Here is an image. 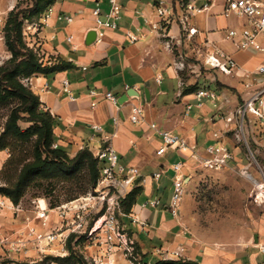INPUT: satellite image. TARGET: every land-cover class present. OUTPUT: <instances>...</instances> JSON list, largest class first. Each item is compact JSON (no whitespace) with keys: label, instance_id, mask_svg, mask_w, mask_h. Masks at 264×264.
Segmentation results:
<instances>
[{"label":"crops","instance_id":"0c3cea01","mask_svg":"<svg viewBox=\"0 0 264 264\" xmlns=\"http://www.w3.org/2000/svg\"><path fill=\"white\" fill-rule=\"evenodd\" d=\"M162 1L174 11L165 31L152 26L160 18L157 4L150 0H117L121 10L118 29L97 25L93 16L95 0H55L49 17L41 19V47L48 57L69 61L73 68L49 76L35 75L29 81L42 108L56 119L54 133L58 146L76 156L84 148L97 155L111 145L118 152L121 164L140 170L134 188L140 186L143 190L125 217L129 218L130 228L137 232L133 240L145 256L156 254L160 246L185 248L178 218L168 211L173 175L170 165L184 159L173 150L157 155L161 138L150 124L184 137L201 153L217 142L232 149L233 139L227 133L233 129L242 105L239 99L242 103L247 99V85L255 90L262 81V77L246 75L264 65V53L242 50L227 38L229 30L240 28L244 22L235 16H225L226 0H197L199 6L209 3L210 8L189 18V28L196 29L192 35L181 23L186 12L180 4L182 1ZM255 1L264 4V0ZM109 9L110 0H101L102 20H106ZM60 16H72L73 22L68 23ZM91 29L98 30L99 37L94 45L87 46L85 37ZM70 36L79 46L76 51L68 41ZM131 36L138 41L132 42ZM216 51L234 59L240 70L225 75L207 65V56ZM189 58H195V62ZM182 64L184 68L180 69ZM65 80L70 84L68 93L64 90ZM200 89L216 92L217 99L205 98L199 105L196 93ZM131 90L137 97L127 96V101L120 104L119 100L124 101ZM109 92L118 98V103L105 99ZM135 105L144 108V119L138 124L130 120ZM94 126H100L102 131ZM260 131L259 127L258 135ZM233 152L236 160L232 163L237 162V153ZM184 162L188 186L194 183L190 172L197 169L192 160ZM158 172L162 175L157 180L153 175ZM153 199H160L161 206L142 208L143 202ZM132 218L137 222H132ZM255 235L258 243L254 242ZM263 246L264 211H260L254 215L239 250L223 256L221 251L196 247L198 250L188 260L199 264H264V252L260 250Z\"/></svg>","mask_w":264,"mask_h":264},{"label":"built area","instance_id":"2783aa9c","mask_svg":"<svg viewBox=\"0 0 264 264\" xmlns=\"http://www.w3.org/2000/svg\"><path fill=\"white\" fill-rule=\"evenodd\" d=\"M157 4L158 17L160 21L152 26L155 30L165 31L170 19L174 16V11L164 6L162 0H150ZM182 8H186L181 23L185 31L190 35L196 33L195 28H189V18L193 13L208 10L209 3H203L201 6L197 4V0H180ZM187 1V2H185ZM52 9L45 14L46 18ZM101 0H95V8L93 16L96 18L97 25L102 28L118 29V21L121 19V10L117 0H110V9L106 15V20L101 18ZM225 16H235L244 23L240 28H233L228 31L227 38L242 50H253L258 53H264V4L255 0H226ZM68 23L73 22V17H63ZM165 23V25H163ZM132 42L138 41L137 37H130ZM68 41L72 43L73 50H78L79 46L75 44L74 37L70 36ZM168 42V47L171 48ZM207 65L213 69H218L225 75H231L235 71L240 70L237 62L221 51L209 54L206 58ZM184 68V64L179 66ZM247 77H262L260 85L255 90H250L251 85H247V99L237 111V116L245 121L246 117L252 116L259 123L261 131L259 136L263 138L264 146V65H261L255 72L249 73ZM263 82V83H261ZM65 92H69V81H63ZM128 89V87H127ZM96 96L95 92L91 93ZM105 99L118 103V98L112 93L104 95ZM199 105L203 104V99H217V94L209 89H200L196 93ZM95 105V104H94ZM191 106L188 107V110ZM144 108L142 105H135L132 109L131 122L138 124L143 121ZM232 121V119H229ZM256 122V123H257ZM150 127L159 134L161 145L157 150V155L162 156L168 150L178 152L184 161L192 160L195 169H205L218 171L229 166L236 160L235 153L224 143H215L206 147L204 153L197 150L196 146H192L184 137L177 135L171 131L159 129L155 123ZM97 131H102L100 126H94ZM56 147V145L54 146ZM100 161V177L96 187L87 196L81 197L74 201L51 206L50 203L42 198L34 200V207L30 214H24L20 205H15L4 195L0 194V214L5 211L12 210L13 215H24V219L18 223L14 231L10 233L0 234V254L4 256L24 257L25 259H33L30 264L40 262L49 256L62 257L68 256V241L73 236L85 234L88 230L86 223V211L88 208L97 209L102 216L95 222L94 226L89 230V236L97 234L99 230L104 234L105 243L112 247H119L120 244L129 256L135 253V241L125 233L124 225L120 220L124 213L123 201L128 193L136 186V180L141 176L140 170L136 167H130L120 163V156L115 148L108 145L102 148L96 155ZM183 160L174 162L170 165L173 173L172 194L168 204V211L174 218H179L181 206L186 194V177L183 169L186 162ZM260 179H256L252 174L245 171L247 177L254 183L252 199L256 204L264 203V168L259 167ZM162 173L158 172L153 178L160 179ZM145 182V180H143ZM142 208H158L161 206L160 199L147 200L142 203ZM90 212V211H89ZM23 213V214H21ZM132 222L136 223V218H132ZM100 224V225H98ZM106 233V234H105ZM100 242V244H102ZM264 252V246L260 248ZM112 249H106L111 252ZM34 252V255L30 253Z\"/></svg>","mask_w":264,"mask_h":264},{"label":"rangeland","instance_id":"374dc122","mask_svg":"<svg viewBox=\"0 0 264 264\" xmlns=\"http://www.w3.org/2000/svg\"><path fill=\"white\" fill-rule=\"evenodd\" d=\"M34 2L35 0H0V67L12 59V54L6 46L5 36L7 20L13 10L20 12L23 43L38 55L44 65L50 66L57 62L54 57H48L41 47L39 32L43 26L41 19L45 14L29 18V9ZM189 61L195 62V58H189ZM32 77L20 81L31 88L29 81ZM239 101L243 104L240 99ZM10 110L11 106L0 105V137L6 129ZM256 122L252 116L246 117L245 121L236 116L233 129L227 133V136L233 139L231 145L237 153V162L230 163L228 167L218 171L203 169L190 172L194 183L186 187L181 213L177 219L185 248L177 246L176 249H172L160 246L159 249L156 248V254L145 256L142 248L135 242V253L129 256L122 244L119 247L107 245L101 230L92 237L89 236L90 228L102 216L97 209L91 211V207L86 211L88 215L85 221L88 223V230L85 234L69 239L67 257L49 256L33 264H79V257H82L86 264H156L166 259L188 260L194 256L195 249L205 247L221 251L223 256L236 252L243 246L254 215L264 211V204L258 205L253 201L254 183L245 174L247 171L256 179H260L259 167L264 168V146L261 144L263 137L257 134L259 123ZM19 125L23 130L30 126L25 122H19ZM35 140L36 137L30 142H15L13 147L0 151V189H13L16 186L22 167L26 162L34 159ZM69 156L75 157L71 153ZM94 157L97 159L96 155ZM100 164L98 160L99 177ZM89 181V169L81 171L72 179L38 178L30 184L23 198L15 205H20L24 214H30L34 200L37 198L47 200L53 207L65 204L91 193L94 187H90ZM124 213H126L125 205ZM14 218L12 210L0 214V234L14 231L21 225L18 222L24 219V215L19 213L16 219ZM120 220L124 225L125 233L133 239L137 232L130 228L129 218L121 216ZM102 241L103 243L100 244ZM109 248L112 251L106 252ZM30 254L34 255V252ZM16 256L18 255L0 254V264H30L29 261L33 260ZM63 259H68L67 263H64Z\"/></svg>","mask_w":264,"mask_h":264},{"label":"trees","instance_id":"16d2710c","mask_svg":"<svg viewBox=\"0 0 264 264\" xmlns=\"http://www.w3.org/2000/svg\"><path fill=\"white\" fill-rule=\"evenodd\" d=\"M55 3V0H35L29 9V18L40 17ZM20 12H10L6 25V46L12 54V59L0 67V105L11 106L6 129L0 137V151L13 147L15 142H30L34 137L33 160L26 162L21 169L18 182L13 189L1 188L0 194L9 198L12 203L18 204L23 198L25 190L38 178L72 179L89 169L90 187H96L99 178L98 160L88 148L80 150L74 158L69 156L67 150L56 145L54 133L56 119L50 112L42 108L37 94L26 86L23 78L35 75L49 76L73 68V64L62 58L57 59L53 65L47 66L40 62L38 55L23 43L22 21ZM19 122L30 126L23 130ZM142 187H136L128 193L123 205L126 213L132 211L137 197L142 193ZM68 259H63L67 263ZM79 264H86L82 257ZM156 264H199L197 261L161 260Z\"/></svg>","mask_w":264,"mask_h":264},{"label":"water","instance_id":"95a60500","mask_svg":"<svg viewBox=\"0 0 264 264\" xmlns=\"http://www.w3.org/2000/svg\"><path fill=\"white\" fill-rule=\"evenodd\" d=\"M98 37H99V33L98 30L96 29H91L90 31H88L86 37H85V45L87 46H92L94 45L97 41H98ZM147 95V92H146ZM127 96L129 97H137V93L134 90H131L125 97H124V101L123 100H119L120 104H123L125 101H127ZM148 99V98H147ZM254 242L258 243V237L257 235H255L254 238Z\"/></svg>","mask_w":264,"mask_h":264}]
</instances>
